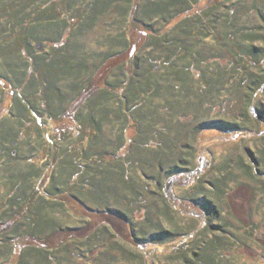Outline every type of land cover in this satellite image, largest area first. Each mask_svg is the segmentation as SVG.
Wrapping results in <instances>:
<instances>
[{
    "label": "trees",
    "instance_id": "16d2710c",
    "mask_svg": "<svg viewBox=\"0 0 264 264\" xmlns=\"http://www.w3.org/2000/svg\"><path fill=\"white\" fill-rule=\"evenodd\" d=\"M259 41L264 57V0H0V264H114L115 249L135 264H160V253L161 264H219L243 233L217 222L230 176L206 178L198 124L187 139L168 121L238 85L264 125V64L252 71L248 53ZM235 167L264 190V154ZM68 210L96 228L54 240L69 228L55 214ZM187 214L199 225L187 229Z\"/></svg>",
    "mask_w": 264,
    "mask_h": 264
},
{
    "label": "rangeland",
    "instance_id": "374dc122",
    "mask_svg": "<svg viewBox=\"0 0 264 264\" xmlns=\"http://www.w3.org/2000/svg\"><path fill=\"white\" fill-rule=\"evenodd\" d=\"M241 19L244 24L249 26L260 25L255 13H246L242 15ZM103 22L104 20L88 35L89 42L92 43L101 33ZM140 41H142V38H140ZM261 45L263 43L259 41V43L253 45L255 51L248 52L253 59H259V62L256 63L258 66L251 67L254 72L258 68H262L264 64V57L260 51L262 50ZM134 48L131 51H134ZM237 90L238 85L235 88L233 85L228 86L224 92L226 97L220 98L213 94L210 97L207 96L203 102L191 107L192 110H190L189 115H184L179 120L177 116L172 122L170 120L168 122L171 123L172 127L178 124L184 132H188L189 129H193L198 124L200 128L193 134V142L195 141L197 147L196 155L199 157L203 154L200 157H204L205 160L208 159L213 165L206 173V178H214L217 173L215 169H218L219 173L224 170L230 176L226 183L225 199L221 202L224 211L220 213L217 222H228L226 228L229 232L237 234L238 229H240L243 233L239 234L240 239L229 242L223 249L222 261L220 260L222 263L219 264H264V190H258L256 188L258 183L248 179L247 175L242 173L240 167H235L238 159L246 156L248 151L264 154V133L260 132V130H264V125L257 121L256 116L247 112L245 94L240 91L238 93ZM192 103H195L194 100H192ZM255 103L264 109V85L262 91L257 93ZM193 118L194 121H191ZM164 124L165 122H160L159 126ZM241 126L243 130H240ZM133 132V130L130 131L129 136ZM186 135L188 139L189 132ZM187 139L185 137L184 141H187ZM173 142L177 145L176 139ZM199 150L204 152L199 154ZM230 171H232V174ZM236 178H238L237 181ZM166 181L165 179L164 184H166ZM172 192L174 196L182 198L181 196L185 194L186 190L181 187L180 183L172 187ZM55 215L59 220L61 217L68 225L69 228L66 233L69 234L59 232L54 235V240L65 238L71 234H89L96 228L94 221L89 222L86 214L78 216L77 213L68 210L61 213L58 211ZM177 216L187 229L198 226L200 223L198 216L194 217L188 214ZM100 219L123 237L129 236L130 226L119 216L104 213ZM219 232V229H206L207 236ZM113 252L116 254L117 259L114 264H135V260L130 254L124 255L121 251L115 249L109 252L110 257ZM97 255L94 252L92 257ZM166 259V255L162 253L151 257L152 261L155 260L160 264L166 262Z\"/></svg>",
    "mask_w": 264,
    "mask_h": 264
},
{
    "label": "bare ground",
    "instance_id": "6f19581e",
    "mask_svg": "<svg viewBox=\"0 0 264 264\" xmlns=\"http://www.w3.org/2000/svg\"><path fill=\"white\" fill-rule=\"evenodd\" d=\"M163 148H164V147H163ZM257 151H258V150H257ZM163 153H164V152H163ZM173 157H174V156H173ZM154 159H155V158H154ZM166 160H168V159H166ZM154 161H155V160H154ZM171 163H172V162H171ZM153 165H154V164H153ZM166 165H167V164H166ZM189 167H190V166H189ZM155 178H156V177H155ZM215 182H216V181H215ZM218 183H219V182H218ZM185 187H186V186H185ZM207 189H208V188H207ZM207 189H206V190H207ZM206 193H207V192H206ZM206 193H205V194H206ZM207 195H208V194H207ZM111 198H112V197H111ZM117 199H118V198H117ZM147 202H148V201H147ZM216 203H217V202H216ZM146 204H147V203H146ZM150 205H151V204H150ZM99 206H100V205H99ZM94 212H95V211H94ZM154 214H155V213H154ZM134 218H135V217H134ZM139 226H140V225H139ZM140 227H141V226H140ZM153 228H154V227H153ZM215 228H216V227H215ZM177 238H178V237H177ZM156 240H157V239H156ZM158 240H159V239H158Z\"/></svg>",
    "mask_w": 264,
    "mask_h": 264
}]
</instances>
